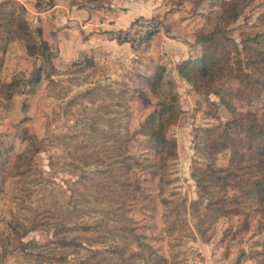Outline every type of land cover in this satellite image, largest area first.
<instances>
[{
	"label": "rangeland",
	"instance_id": "374dc122",
	"mask_svg": "<svg viewBox=\"0 0 264 264\" xmlns=\"http://www.w3.org/2000/svg\"><path fill=\"white\" fill-rule=\"evenodd\" d=\"M224 1L168 0L198 13L196 36L224 22ZM49 2L9 0L6 9L23 14L40 42L63 27L62 20H48L60 2L92 9L116 0ZM227 31L239 44L244 71L253 72L245 39L253 32L264 35V0H245ZM6 33L0 27V35ZM118 41L122 45L111 57L83 56L68 64L60 59L56 71L45 69L35 92L0 96V264H264V205L237 202L239 188L215 177L226 171L209 175L211 161L220 169L229 165L230 147L215 158L205 151L210 136L223 134L234 118L227 101L264 121V90L224 76L217 91H197L184 76L174 82L164 73L155 93L146 76L165 66L149 57L145 44ZM51 48L55 64L59 49ZM0 60L6 82L43 64L17 38ZM173 93L182 111L167 135L176 140L177 154L164 169L147 148L150 135L136 130ZM25 132L37 136L39 151L22 164L21 154L33 147ZM221 204L231 211L223 213Z\"/></svg>",
	"mask_w": 264,
	"mask_h": 264
},
{
	"label": "trees",
	"instance_id": "16d2710c",
	"mask_svg": "<svg viewBox=\"0 0 264 264\" xmlns=\"http://www.w3.org/2000/svg\"><path fill=\"white\" fill-rule=\"evenodd\" d=\"M244 1L225 0L222 11V18L224 19L222 21L224 22H215L212 30H206L203 27L201 29L203 32H198L196 36V40L202 44L201 53L179 63L180 74L187 78L197 91H214L216 83L224 76L237 78L246 83L247 89L264 90V70H262L264 67V35L260 32H253L245 39L248 42L245 47L252 49V53L249 51L247 54L248 63L254 69H257V71L253 69V72H246L243 69L239 44L227 31L229 23L236 18ZM8 2L9 0L0 1V27L4 26L7 31L6 34L0 35V52H6L8 43L17 38L25 43L29 54L40 55L43 58V64L36 65L29 76L20 78L15 75L8 82L3 81L0 76V96L10 100L16 92H35L36 85L42 79L45 69L50 67L51 71L54 72L56 66L52 59L53 50L48 40L37 41L33 36L27 18L21 13L15 14V11L6 9ZM12 30L14 36L8 34ZM250 42L254 43L253 47L248 46ZM233 64L237 65V72H234L235 67ZM2 66L3 60H0V71ZM159 69V71L157 70L146 76L148 84L155 93L158 91V86L161 84L166 71L163 66ZM229 92L236 94V91L232 88ZM226 105L233 113L234 118L225 124L222 129L223 134L221 133L216 137L210 136L208 140L210 147L206 148L205 151L209 156L215 158L217 151L230 147L232 149L231 160L227 167L221 169L216 168L213 161H211L206 169L211 176H214L217 170L226 171L222 175L216 174L215 177L224 180L225 184L232 183L239 188L242 194L235 196V200L237 202L242 201V199L255 200L259 202L261 208L264 205V121L252 111L241 112L237 110L229 101L226 102ZM24 107H26V104H24ZM181 111L178 95L173 93L170 102L158 101L156 107L136 130L137 133L150 135L147 148L157 156L160 163H164V169L167 160L177 154V142L175 139L168 137L167 130L177 120ZM211 130H207V133L210 134ZM24 138L32 139L31 142L33 143V147L28 146L25 153L21 154L23 159H26L22 161V164H27L31 163L33 153L39 151V147L35 146L38 138L35 134H28V132H25ZM157 173L160 174L161 178L164 175L162 170L157 169ZM231 177H235L236 180H231ZM119 182L124 186L132 185L130 181L121 178ZM117 199H120L121 204L125 201L121 198ZM228 199L231 202V197H228ZM228 206H222L223 213L231 211L227 210L230 209ZM261 209L264 210V206ZM127 228L131 231L130 227ZM61 243L63 245L71 244L68 240H63ZM126 264H133V262L130 260ZM155 264L158 263L155 262Z\"/></svg>",
	"mask_w": 264,
	"mask_h": 264
},
{
	"label": "crops",
	"instance_id": "0c3cea01",
	"mask_svg": "<svg viewBox=\"0 0 264 264\" xmlns=\"http://www.w3.org/2000/svg\"><path fill=\"white\" fill-rule=\"evenodd\" d=\"M56 12H60L59 15ZM48 13L51 16L48 20L64 23L60 30L47 37L51 46L59 49L56 66L60 59L68 64L83 56L93 57L96 61L115 55L118 45H122L115 38V31L137 16L151 14L161 16L162 27L143 43L144 50L166 67L168 78L174 82L184 79L179 72V63L198 55L196 30L201 23L198 13L186 5L178 6L168 0H116L91 9L60 2Z\"/></svg>",
	"mask_w": 264,
	"mask_h": 264
},
{
	"label": "built area",
	"instance_id": "2783aa9c",
	"mask_svg": "<svg viewBox=\"0 0 264 264\" xmlns=\"http://www.w3.org/2000/svg\"><path fill=\"white\" fill-rule=\"evenodd\" d=\"M162 27L161 16L158 14L140 15L134 18L128 25L115 31L117 40L128 42L134 46H140L151 35Z\"/></svg>",
	"mask_w": 264,
	"mask_h": 264
},
{
	"label": "water",
	"instance_id": "95a60500",
	"mask_svg": "<svg viewBox=\"0 0 264 264\" xmlns=\"http://www.w3.org/2000/svg\"><path fill=\"white\" fill-rule=\"evenodd\" d=\"M49 3H50V5H54V2H53V0H50V2H49Z\"/></svg>",
	"mask_w": 264,
	"mask_h": 264
}]
</instances>
